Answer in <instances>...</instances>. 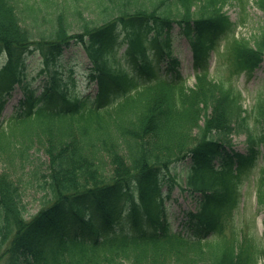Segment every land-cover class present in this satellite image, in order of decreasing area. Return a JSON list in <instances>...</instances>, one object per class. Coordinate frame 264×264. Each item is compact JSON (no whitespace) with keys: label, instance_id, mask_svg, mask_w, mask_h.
<instances>
[{"label":"trees","instance_id":"16d2710c","mask_svg":"<svg viewBox=\"0 0 264 264\" xmlns=\"http://www.w3.org/2000/svg\"><path fill=\"white\" fill-rule=\"evenodd\" d=\"M56 1L0 0V110L14 84L26 77L30 55L41 54L40 68L50 75L43 93L24 85L15 124L8 131L0 129V157L7 169L16 173L18 159L26 161L34 148L48 157L42 184L33 171L39 186H46V202L28 221L21 187L9 171H0V254L7 244L0 259L7 256L6 264H255V254L264 258V249H256L251 241L236 250L200 242L229 196L234 166L242 169L256 157L232 153L230 142L222 140L233 105L225 89L210 87L205 77L199 78L195 91L159 81L156 88L127 98L113 112L88 108L84 113L85 102L58 85L62 76L54 73H65L59 65L63 49L72 40L82 43L94 63L99 100L107 99L113 86L128 76L107 66L120 29L134 46L137 59L131 66L148 74L152 59L141 44L149 41L148 33H163L174 21L194 33L200 60L208 50L206 37L228 22L221 2L75 0L66 8ZM82 10L94 17H85ZM151 41L152 56L161 60L162 50L154 38ZM236 52L240 62L256 66L262 61L264 38L255 48L242 41ZM201 103L214 112L204 127L198 126ZM195 126L197 136L192 135ZM187 157L193 162L189 185L203 192L197 213L188 214L187 226L197 237L190 240L170 234L160 201L165 172ZM218 157L223 162L216 171L213 161ZM130 190L139 205L132 204L124 216L119 206L132 200ZM189 246L199 253L190 255L194 263L182 253Z\"/></svg>","mask_w":264,"mask_h":264},{"label":"rangeland","instance_id":"374dc122","mask_svg":"<svg viewBox=\"0 0 264 264\" xmlns=\"http://www.w3.org/2000/svg\"><path fill=\"white\" fill-rule=\"evenodd\" d=\"M255 0L250 4L248 8L242 11V6L237 5L236 2L229 3V5L226 6V11L228 12L229 16L231 17L232 21L236 22L238 24L237 32L238 36L248 38H253L254 36H257L261 33L262 29L264 28V11L254 3ZM240 8V10H239ZM245 14V17L242 15ZM172 39H173V51L174 55L177 56L181 61V66L179 70L181 71L184 78L187 80V84L189 86H192L195 83V69L193 67V57L192 53L190 51V48L188 46L187 41L185 38H182L178 34V29L176 28L172 32ZM226 38L222 39L220 44L223 48L224 45L226 47ZM223 48V50L225 49ZM221 48V49H222ZM124 49H122L123 51ZM65 60H72V64H76L75 71L77 74L78 79L80 80V86L81 89H84L87 84V58L83 52V50L79 47L77 48H71L67 50L64 54ZM168 65L164 64V73L166 71V77H170V73L167 71ZM166 67V69H165ZM211 73L213 76L219 80H228V69H225V63H222L216 59H213L212 67H211ZM35 74V72H34ZM41 79V78H40ZM40 79L35 83L39 84ZM232 81H235L237 83V87L241 89L243 92L245 103L244 107L247 108V123L249 125H255L260 127V132L264 130V123L262 121L258 122V116H259V109L257 107V103L261 100H264V64L260 68L254 71V73L251 76H248L243 73V75L235 76ZM42 84V82H41ZM93 85H91L87 90L91 92L93 90ZM19 97V93L16 91L14 93V96L11 98L10 102H8L6 106V115H9L13 112V106L17 102V98ZM253 131V130H252ZM247 138L243 135L237 136L233 138L234 144L237 147V149L241 151L246 150V143ZM264 149V148H263ZM264 154V150H263ZM34 161L39 165L45 166L47 164L48 158L45 156L44 153L36 152L35 156L33 157ZM264 159H261L258 161L257 165L249 172V178L246 179V181L241 185L242 191L248 190L247 199L245 201V204L247 203V213L246 218H251V227L253 228L254 232H259L262 229V223L261 220L264 218L263 213L258 212V207L256 206L255 201V189L253 187L254 185V178L258 177L260 172V163L263 162ZM180 165V164H179ZM177 166L173 171L172 175L175 176L178 183H180L182 188H185L184 186V165ZM22 175V172L19 171L17 174V178ZM24 175V174H23ZM29 178L26 179V182ZM44 193L40 192L36 183L34 185L30 186L29 188H24V193L22 192L23 196V202L26 206V212H29V215H33L38 212V210L41 208L43 200H44ZM191 196L188 192H184L180 190L179 186H176L172 193V198L169 201L170 202V211L172 216L179 214V208L181 210H184L188 207L195 208L194 201L192 200ZM243 218L242 215L239 214V216L236 218V222H240V225L245 224L246 219ZM255 219L258 220L255 225ZM181 220L182 217L175 220V229L181 228Z\"/></svg>","mask_w":264,"mask_h":264}]
</instances>
